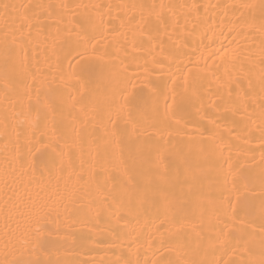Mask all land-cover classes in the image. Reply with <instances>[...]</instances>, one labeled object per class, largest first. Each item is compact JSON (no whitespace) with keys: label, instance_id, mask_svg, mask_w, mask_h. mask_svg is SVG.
<instances>
[{"label":"bare ground","instance_id":"bare-ground-1","mask_svg":"<svg viewBox=\"0 0 264 264\" xmlns=\"http://www.w3.org/2000/svg\"><path fill=\"white\" fill-rule=\"evenodd\" d=\"M262 206L264 0H0V264H260Z\"/></svg>","mask_w":264,"mask_h":264},{"label":"snow or ice","instance_id":"snow-or-ice-1","mask_svg":"<svg viewBox=\"0 0 264 264\" xmlns=\"http://www.w3.org/2000/svg\"><path fill=\"white\" fill-rule=\"evenodd\" d=\"M4 7L7 8L8 5H4ZM227 52H228V49H224L221 53H219V55H221V58L222 59L227 55ZM216 54L217 53H213V55H216ZM171 108H172V104H169L168 101H167V99H165V113H164L165 117L168 116ZM261 212H262V214H264V206H262ZM37 231H39V228H37ZM260 264H264V260H262L260 262Z\"/></svg>","mask_w":264,"mask_h":264}]
</instances>
